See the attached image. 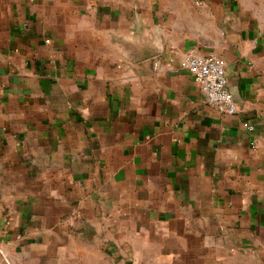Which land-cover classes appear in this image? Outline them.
I'll return each instance as SVG.
<instances>
[{"label": "crops", "instance_id": "0c3cea01", "mask_svg": "<svg viewBox=\"0 0 264 264\" xmlns=\"http://www.w3.org/2000/svg\"><path fill=\"white\" fill-rule=\"evenodd\" d=\"M191 49L224 61L234 115ZM99 256L264 264V0H0V264Z\"/></svg>", "mask_w": 264, "mask_h": 264}, {"label": "built area", "instance_id": "2783aa9c", "mask_svg": "<svg viewBox=\"0 0 264 264\" xmlns=\"http://www.w3.org/2000/svg\"><path fill=\"white\" fill-rule=\"evenodd\" d=\"M45 42L49 43V40ZM178 67L191 75L207 105L227 115H234L237 112L229 91L225 64L221 58L213 54L201 55L191 49L179 60ZM153 68L157 69V63H154ZM244 126L250 132L253 131L250 124Z\"/></svg>", "mask_w": 264, "mask_h": 264}, {"label": "rangeland", "instance_id": "374dc122", "mask_svg": "<svg viewBox=\"0 0 264 264\" xmlns=\"http://www.w3.org/2000/svg\"><path fill=\"white\" fill-rule=\"evenodd\" d=\"M13 176L14 177H16V178H20L19 180L24 184V188L22 189V190H20V193H22V192H24L25 194L27 193V194H29V195H32V194H35V195H37L36 197L38 198V200H39V207L41 208V210L45 207V208H48V209H54L55 207L53 206V204H51L50 202H49V198H48V191L47 190H45V189H43V188H40L43 184H42V181H40V180H43V179H41V176H34L33 178H28L27 176H24V174H12V176H8L7 177V180H11V179H14L13 178ZM6 179V178H5ZM33 187V188H31V187ZM6 190H7V192H8V189H5L4 191H2V192H6ZM9 190L11 191L12 189L11 188H9ZM10 217H12L10 214H9V216H6V218H7V221H8V223H7V226H8V224L9 223H11L10 222V220H11V218ZM78 217V215H77V212H74V215L72 216V220H71V224L72 225H75L76 224V218ZM106 222V221H105ZM113 224V223H112ZM116 224H117V227H118V225H121V224H118V222H116ZM106 227H108V224H107V222H106ZM57 239V238H56ZM67 240H68V244L71 246V249L74 251L73 253H74V255H75V252H78V251H80V252H85V249H84V247L85 246H83L82 245V243H80L79 242V240H77V238H74L73 236H68V238H67ZM123 240H124V236L123 235H120L119 237H117L116 238V242L118 243V244H120V243H122L123 242ZM136 245H139L140 243H138V241L136 240ZM101 244V243H100ZM133 244H135L134 243V240H133ZM107 246V243H105V244H101V249L102 248H104V247H106ZM87 252H89V251H87ZM98 261H100V262H103L104 261V263L106 264V262L108 261V259L107 258H105V257H102V256H99V259H98Z\"/></svg>", "mask_w": 264, "mask_h": 264}]
</instances>
